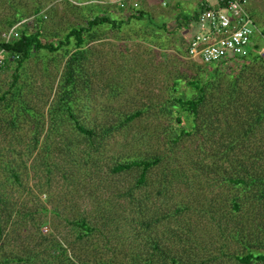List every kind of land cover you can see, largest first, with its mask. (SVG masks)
Returning a JSON list of instances; mask_svg holds the SVG:
<instances>
[{"label":"rangeland","instance_id":"obj_1","mask_svg":"<svg viewBox=\"0 0 264 264\" xmlns=\"http://www.w3.org/2000/svg\"><path fill=\"white\" fill-rule=\"evenodd\" d=\"M140 1L122 12L108 0H0L5 42L20 8L18 29L54 45L95 16L116 24L85 33L82 50L33 51L18 72L15 61L0 69V264H240L264 252V186L229 183L264 178V0L247 7L251 56L220 66L186 56L195 0ZM74 55L71 104L46 136ZM188 81L204 100L194 119L177 112V126L173 98L200 95ZM134 159H158L144 184L137 168L112 172Z\"/></svg>","mask_w":264,"mask_h":264},{"label":"trees","instance_id":"obj_2","mask_svg":"<svg viewBox=\"0 0 264 264\" xmlns=\"http://www.w3.org/2000/svg\"><path fill=\"white\" fill-rule=\"evenodd\" d=\"M35 4V3H34ZM38 8H36L33 12H38ZM22 13V9H17V16L14 18L15 22H20L22 20V17L20 16ZM37 14V13H36ZM142 13L136 15L135 17H141ZM24 16V15H23ZM195 16H193L194 18ZM12 22L11 20L8 22V24L13 27L15 22ZM104 24H109L111 26H116L115 21L110 19L105 14H102L101 16H95L91 20H88L85 27L80 28H71L68 33L65 36L64 41H60L57 45H54L50 41H41L40 35L38 32L27 34L26 30H18L19 35L18 38L13 40L12 42L9 41H2L0 40V52H3L5 54L4 63H8L11 61L16 62L15 72H18L19 68L22 66V63H24L31 55V53L34 51H47L49 53H53L57 50H59L64 45L67 46L72 43V45L77 50H82L85 45V39L84 34L89 33L93 27L102 26ZM73 41V42H72ZM83 54V52H77V54ZM76 54V56H77ZM75 56V55H74ZM73 57L70 59L69 67L70 69H66L65 71V82L63 83V92H61V96L59 99V102H57V108L52 107L51 110H49L50 116H51V122L49 124V127L47 128V131L45 133L46 136L53 134L56 131V114L57 118H59V113L61 112L60 108H68L71 104V95H72V89H73V83H72V73H74L75 65L72 63L74 61ZM225 64L227 62H224ZM4 64V65H5ZM73 64V67L71 68V65ZM220 66V64H219ZM217 67V66H216ZM3 68V67H1ZM0 68V69H1ZM13 81L11 83V88L15 87L16 81H17V74L13 76ZM189 82V81H188ZM179 85H182L181 81H178ZM190 85H192L196 90L199 91L200 95H196L197 98L194 99H184L183 97H177L173 98L172 103H170V109L166 108V111L169 110L171 114H175V121L177 126H180L182 122H184L183 118L181 117V113L178 114L177 112H187L189 116L185 118V120H189L190 118L194 119V117L197 115V110L200 105H202L203 98H204V90L200 86V82H189ZM1 100L4 99V96L2 95L0 97ZM70 100V101H69ZM171 110V111H170ZM173 110H176L173 111ZM168 112V111H167ZM28 113L32 116L29 112H27V109L23 108V114ZM140 112H135L133 114H130L125 117L126 122H130L136 117L140 116ZM74 126L76 127V130L80 133H83L84 135H89L88 131L84 129L81 125H79L76 121H74ZM17 128V127H13ZM180 134L184 135L187 134L185 129H180ZM33 135V134H32ZM175 143V142H174ZM39 140L38 138H33V141L31 143L30 149L28 148V152L30 151V154H32L34 151L39 150ZM32 150V151H31ZM158 163V159L153 160H130L128 162L118 163L112 168V172L119 173L122 171H129L132 168H137L139 170V175L136 181V184H144L145 183V176L147 172L150 170V168ZM13 179L17 180V175L15 173H12ZM229 183L232 184L234 187H241L245 191L249 190L250 188L257 186V185H263L264 186V178L260 177H252L251 175H245L238 179L235 178H229ZM262 197H264V190L262 191ZM237 206L236 204L234 205ZM76 225L80 226L81 228L85 229L86 231H89V226L87 225L85 220H80V222H76ZM237 261L240 264H251V263H264V252H254L250 251L243 257H237ZM146 264H149L146 262Z\"/></svg>","mask_w":264,"mask_h":264},{"label":"built area","instance_id":"obj_3","mask_svg":"<svg viewBox=\"0 0 264 264\" xmlns=\"http://www.w3.org/2000/svg\"><path fill=\"white\" fill-rule=\"evenodd\" d=\"M195 32L186 45V56L204 65H219L234 59H246L255 48L252 41L255 23L248 12L251 0H197ZM117 10L136 12L140 0H108ZM162 5L164 3L162 2ZM18 23L6 34L7 40L18 38ZM6 40V41H7ZM0 52V68L5 55Z\"/></svg>","mask_w":264,"mask_h":264},{"label":"crops","instance_id":"obj_4","mask_svg":"<svg viewBox=\"0 0 264 264\" xmlns=\"http://www.w3.org/2000/svg\"><path fill=\"white\" fill-rule=\"evenodd\" d=\"M195 1H196V5H194V6H195V7H196V6H199V4H200L199 1H197V0H195ZM194 13H195V12H194Z\"/></svg>","mask_w":264,"mask_h":264}]
</instances>
